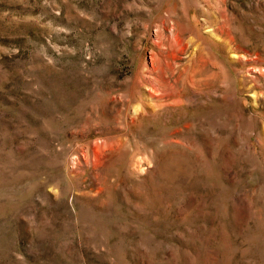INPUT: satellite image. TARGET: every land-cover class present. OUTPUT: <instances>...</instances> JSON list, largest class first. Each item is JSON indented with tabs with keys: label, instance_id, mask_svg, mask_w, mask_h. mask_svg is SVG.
<instances>
[{
	"label": "rangeland",
	"instance_id": "1",
	"mask_svg": "<svg viewBox=\"0 0 264 264\" xmlns=\"http://www.w3.org/2000/svg\"><path fill=\"white\" fill-rule=\"evenodd\" d=\"M0 264H264V0H0Z\"/></svg>",
	"mask_w": 264,
	"mask_h": 264
},
{
	"label": "bare ground",
	"instance_id": "2",
	"mask_svg": "<svg viewBox=\"0 0 264 264\" xmlns=\"http://www.w3.org/2000/svg\"><path fill=\"white\" fill-rule=\"evenodd\" d=\"M152 90V89H151ZM156 93H157V91H156Z\"/></svg>",
	"mask_w": 264,
	"mask_h": 264
}]
</instances>
